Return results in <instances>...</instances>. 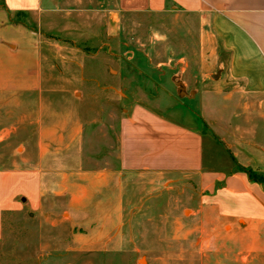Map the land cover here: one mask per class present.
Returning a JSON list of instances; mask_svg holds the SVG:
<instances>
[{"label": "rangeland", "instance_id": "1", "mask_svg": "<svg viewBox=\"0 0 264 264\" xmlns=\"http://www.w3.org/2000/svg\"><path fill=\"white\" fill-rule=\"evenodd\" d=\"M125 30L123 59H109L105 53L62 59L47 45L43 92L13 87L0 92V171L29 167L38 153L31 147L39 140L53 145L54 132L70 131L67 117L80 124L87 148L95 150L83 151L90 161L71 169L82 187L69 195L76 199L73 204L65 198L51 199L37 211L5 213L0 264H264L260 239L259 250H250L251 239L235 236L211 214L197 213L200 194L194 180L148 173L114 175L118 122L137 103L181 123L187 115L190 120L201 115L207 121L208 168H243L264 175L247 166L254 157L246 147L253 145L252 135H247L252 125L239 101L222 122L217 117L222 101L211 95L226 88L221 87L214 54L218 44L209 28L201 29L196 19L170 14L135 17ZM203 52L206 61L201 60ZM179 83L188 93L197 89L199 97L183 98ZM104 144L114 150L106 161Z\"/></svg>", "mask_w": 264, "mask_h": 264}, {"label": "crops", "instance_id": "2", "mask_svg": "<svg viewBox=\"0 0 264 264\" xmlns=\"http://www.w3.org/2000/svg\"><path fill=\"white\" fill-rule=\"evenodd\" d=\"M170 14L196 19L201 29L209 28L218 44L215 62L221 87L226 89L208 95L222 101L217 111L220 122L239 101L246 122L252 125L247 135H252L253 145L247 142L246 147L254 157L247 166L264 174V0H0V92L13 88L43 92L47 45L62 59L70 54L97 58L102 53L109 59H123L125 29L133 18ZM201 40L205 45L204 33ZM206 59L203 52L201 60ZM234 83L240 86L231 87ZM183 87V98L199 97L197 89L188 93ZM189 118L181 123L148 105L134 104L118 122L114 175L148 173L194 180L200 194L197 213L211 214L220 226L229 225L235 236L251 239L250 250H259L260 239L264 251V185L252 183L238 170L208 168L207 121L201 115ZM67 119L70 131L54 132L53 145L39 140L31 147L38 153L29 167L0 171V239L5 213L24 208L37 211L51 199L65 198L72 204L76 200L69 195L82 187L75 183L71 169L90 161L83 151L95 150L87 148L78 131L80 124L73 117ZM38 130L43 139L45 129ZM104 147L106 161L114 150Z\"/></svg>", "mask_w": 264, "mask_h": 264}, {"label": "trees", "instance_id": "3", "mask_svg": "<svg viewBox=\"0 0 264 264\" xmlns=\"http://www.w3.org/2000/svg\"><path fill=\"white\" fill-rule=\"evenodd\" d=\"M238 171L246 173L252 183L264 185V175H259L254 171L246 170L243 168H239Z\"/></svg>", "mask_w": 264, "mask_h": 264}, {"label": "water", "instance_id": "4", "mask_svg": "<svg viewBox=\"0 0 264 264\" xmlns=\"http://www.w3.org/2000/svg\"><path fill=\"white\" fill-rule=\"evenodd\" d=\"M218 74H220V73H218ZM216 77H217V75L213 76V79H215ZM178 88H179L178 89L179 91H182L184 93V87L181 83L178 84ZM179 95H181V94L179 93Z\"/></svg>", "mask_w": 264, "mask_h": 264}]
</instances>
